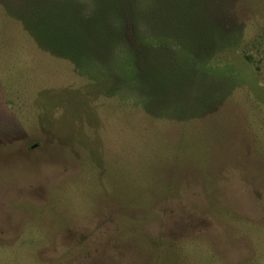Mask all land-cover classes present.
Wrapping results in <instances>:
<instances>
[{"label": "rangeland", "instance_id": "374dc122", "mask_svg": "<svg viewBox=\"0 0 264 264\" xmlns=\"http://www.w3.org/2000/svg\"><path fill=\"white\" fill-rule=\"evenodd\" d=\"M197 2L228 40L209 86L161 99L119 57L43 51L17 17L36 0H0V264H264V0Z\"/></svg>", "mask_w": 264, "mask_h": 264}, {"label": "trees", "instance_id": "16d2710c", "mask_svg": "<svg viewBox=\"0 0 264 264\" xmlns=\"http://www.w3.org/2000/svg\"><path fill=\"white\" fill-rule=\"evenodd\" d=\"M93 1L92 9L83 12L76 0H36L32 10L17 17L43 51L71 62L76 70L89 62L103 71L119 57V69L125 66L140 88L161 99L166 86L180 91L186 85H210L201 65L228 36L193 18L197 0ZM143 24L150 31H143ZM130 28L133 44L126 37ZM94 82L109 97L124 89L123 78L104 72Z\"/></svg>", "mask_w": 264, "mask_h": 264}]
</instances>
